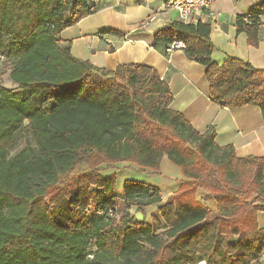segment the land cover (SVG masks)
I'll list each match as a JSON object with an SVG mask.
<instances>
[{
	"label": "trees",
	"instance_id": "obj_1",
	"mask_svg": "<svg viewBox=\"0 0 264 264\" xmlns=\"http://www.w3.org/2000/svg\"><path fill=\"white\" fill-rule=\"evenodd\" d=\"M95 1L0 0L2 68L16 85H0V264H262L264 158H238L213 129L198 132L171 108L173 92L154 68L109 71L75 57L62 33L93 14ZM262 16L264 2L236 20L253 48ZM211 32L210 23L170 22L153 45L183 42L186 57L206 67L214 103L258 106L264 119V70L214 62ZM164 156L184 178L164 205L157 187L127 180L119 195L116 179L99 173L118 163L158 172ZM78 167L87 179L50 207L48 196ZM199 189L215 211L197 201ZM154 205L163 222L130 213Z\"/></svg>",
	"mask_w": 264,
	"mask_h": 264
},
{
	"label": "crops",
	"instance_id": "obj_2",
	"mask_svg": "<svg viewBox=\"0 0 264 264\" xmlns=\"http://www.w3.org/2000/svg\"><path fill=\"white\" fill-rule=\"evenodd\" d=\"M263 2L213 0L215 18L196 19L197 22L211 24L214 62L221 65L231 57L264 70V16L258 48L251 47L246 34L238 33L236 29L237 17L246 16ZM93 6V14L81 13L76 23L62 33L63 41L72 43L75 57L109 71L131 64L154 68L173 92L171 108L180 112L198 132L205 134L213 129L216 133L215 143L219 147H234L238 158H264L261 109L248 105L230 110L217 105L210 95L206 67L189 60L184 51L169 53L167 47H154L155 33L170 22H179L176 11L164 9L161 0H98ZM108 31H117L122 36ZM119 177L116 184L121 192L119 195L123 194L127 180L147 183L166 195L176 193L184 181L180 168L167 157L162 159L159 172L135 165L133 170L120 172ZM204 195L200 197L202 204L215 211L216 202L202 200ZM259 216L263 217L264 213ZM261 263L264 264V259Z\"/></svg>",
	"mask_w": 264,
	"mask_h": 264
},
{
	"label": "rangeland",
	"instance_id": "obj_3",
	"mask_svg": "<svg viewBox=\"0 0 264 264\" xmlns=\"http://www.w3.org/2000/svg\"><path fill=\"white\" fill-rule=\"evenodd\" d=\"M0 74H1V79H0V85L5 86L8 89H13L16 87V85L10 80L9 75L7 72L3 71L2 68V61H0ZM166 156H164L163 158H165ZM221 157V152H217L213 158L218 161ZM135 165L134 163H128L126 165H121V164H115V165H110V164H103L101 165L99 168V173L102 177L105 178H112L113 180L116 179V184H118L119 182V174L120 172H122L123 170H133L135 169ZM141 168V167H140ZM148 171H152L149 170ZM83 172H85V168L84 167H78L76 170H74V172L70 173L68 175V178H65L64 182L62 183V186L57 187L55 191H53L48 198L46 199V203L50 206L53 207V201L56 200L59 196H66L68 194V191L70 189H72L74 186H76L77 183H81L83 182L85 179H87ZM155 172V171H153ZM159 172V171H158ZM111 174V175H108ZM118 174V175H117ZM70 180V181H67ZM73 180H75V182H73ZM94 188H91V190H93ZM116 192L118 194H120L121 192L118 191V188L116 187ZM201 194H205L204 197H202V200L208 201L207 197L209 196L207 192H205L202 189H199L197 191V193L195 194V198L197 199V201L199 203L202 204V202L200 201V197ZM171 197V195H166L165 193L162 194V203L161 205H164L165 203H167L168 199ZM159 208L160 205L157 206H153L150 208H147L145 211H140L137 209H132L131 210V214L133 215L134 218H136L139 214H142V221L139 222H144L146 224H153L154 220H158L160 222L162 221V217L159 213ZM91 213V211H89ZM260 217V216H259ZM261 219L259 220V225L261 228H264V216L260 217ZM264 259V258H263ZM204 263V262H203ZM206 264V263H205Z\"/></svg>",
	"mask_w": 264,
	"mask_h": 264
},
{
	"label": "built area",
	"instance_id": "obj_4",
	"mask_svg": "<svg viewBox=\"0 0 264 264\" xmlns=\"http://www.w3.org/2000/svg\"><path fill=\"white\" fill-rule=\"evenodd\" d=\"M213 0H161L162 7L166 10H174L178 14L179 21L189 24L196 23L199 18H215L212 10ZM186 46L181 41H175L169 45V53L179 50L184 51ZM3 57L0 55V61ZM264 258V256H263Z\"/></svg>",
	"mask_w": 264,
	"mask_h": 264
},
{
	"label": "water",
	"instance_id": "obj_5",
	"mask_svg": "<svg viewBox=\"0 0 264 264\" xmlns=\"http://www.w3.org/2000/svg\"><path fill=\"white\" fill-rule=\"evenodd\" d=\"M142 214H139L137 217H136V219L138 220V221H142Z\"/></svg>",
	"mask_w": 264,
	"mask_h": 264
},
{
	"label": "bare ground",
	"instance_id": "obj_6",
	"mask_svg": "<svg viewBox=\"0 0 264 264\" xmlns=\"http://www.w3.org/2000/svg\"><path fill=\"white\" fill-rule=\"evenodd\" d=\"M202 264H205V263H202Z\"/></svg>",
	"mask_w": 264,
	"mask_h": 264
}]
</instances>
